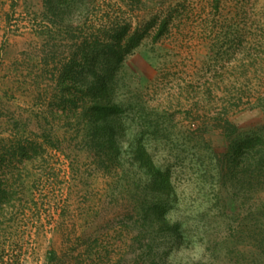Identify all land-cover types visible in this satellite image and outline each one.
I'll return each mask as SVG.
<instances>
[{
	"label": "rangeland",
	"instance_id": "1",
	"mask_svg": "<svg viewBox=\"0 0 264 264\" xmlns=\"http://www.w3.org/2000/svg\"><path fill=\"white\" fill-rule=\"evenodd\" d=\"M126 2L0 0V264H209L211 247L220 252L212 264H237L235 253L249 250L241 242L227 251L224 240L264 203V190L252 188L241 213L215 216L223 188L201 175L228 147L211 118L221 108L246 136L264 138V108L254 105L264 94V0ZM116 18L133 29L168 26L157 41L152 27L115 73L114 155L93 144L85 101L67 102L61 80L71 62L83 65L84 38ZM137 139L152 172H168L165 216L181 236L146 215L142 190L151 177L133 160ZM225 190L236 189L228 182Z\"/></svg>",
	"mask_w": 264,
	"mask_h": 264
},
{
	"label": "trees",
	"instance_id": "2",
	"mask_svg": "<svg viewBox=\"0 0 264 264\" xmlns=\"http://www.w3.org/2000/svg\"><path fill=\"white\" fill-rule=\"evenodd\" d=\"M121 1L128 6L127 0ZM155 26H157V29L153 38L157 41L168 26L167 20L161 21L160 24L151 21L141 29H133L126 18L105 21L98 28L99 37L94 40L84 38L79 49L80 58L82 57L84 61L83 65L75 68V63L71 62L70 65L65 67L64 79L61 82L65 86L64 91L70 95L67 102L76 106L78 100L85 101L82 117L92 125L91 136L96 139V141H92L94 145L98 146V149L100 147L105 148L114 155L119 151V143L115 138L121 132V128L117 123L121 103L115 100L113 94L115 90V73L121 68L125 58L141 44L146 34ZM65 80L68 81L67 84ZM218 85L216 81L208 83L206 92H212V88H217ZM241 100L239 98L238 103H241ZM140 102H137L136 105L142 107L141 110L143 111L146 103L142 99H140ZM129 105L131 107V104ZM254 105L264 108V94L257 97ZM156 112L154 109L152 114L158 119L159 112ZM226 113L225 106L211 118L217 120V127L221 129L223 138L227 141V150L220 153L213 151L215 153L213 156L216 159L215 165L212 168L209 165L205 166V173L201 175L202 181H208L214 184L215 187L223 188L221 193L218 191L216 200H214L215 210L212 209V214L215 216L220 213L224 215L225 212L234 215L241 213L244 210L242 208L243 199L245 200L246 196L249 198V196L255 195L252 188L259 187L261 191L264 190V138L262 136H246L227 119ZM201 127L198 128L199 132L203 131ZM153 132L155 134L159 133L157 126L153 128ZM104 135L108 137L107 140H110L106 147L105 144L97 141ZM204 155L206 154L203 151H198L195 154L199 159H202ZM132 157L133 160L149 169L150 184L142 190V195L144 196L146 215L149 217L151 225L164 230L170 229L172 226L165 216L166 198L172 190V182L168 172H152L154 170L152 160L148 157L146 150L138 139L135 140L132 147ZM229 179L231 180L229 181ZM228 182L236 189L235 192L229 195L226 192L228 190H225ZM247 184L250 185L248 189L246 188ZM157 192L160 195L154 200L157 196L154 193ZM0 193L2 192L0 191ZM234 195L241 198L239 205H237L238 201L234 199ZM149 196L152 197L151 201ZM229 204L234 205V207H230ZM171 229L173 235L180 233L178 224ZM225 238L224 244L226 245L224 248L227 251H229V246L236 247L241 242H244L245 246L249 248L246 253L243 251H239V254L235 253L237 264H264V203L260 206L248 208L244 220L235 225L232 230L229 228ZM210 257L212 262H209V264L214 263L220 257L217 247H211ZM154 263L161 264L162 261L160 260L159 263L155 261Z\"/></svg>",
	"mask_w": 264,
	"mask_h": 264
}]
</instances>
